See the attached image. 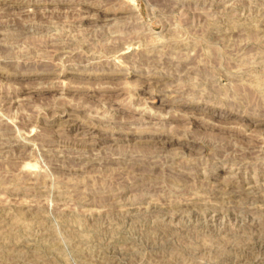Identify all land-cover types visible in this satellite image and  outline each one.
<instances>
[{
	"label": "rangeland",
	"instance_id": "374dc122",
	"mask_svg": "<svg viewBox=\"0 0 264 264\" xmlns=\"http://www.w3.org/2000/svg\"><path fill=\"white\" fill-rule=\"evenodd\" d=\"M0 264H264V0H0Z\"/></svg>",
	"mask_w": 264,
	"mask_h": 264
},
{
	"label": "bare ground",
	"instance_id": "6f19581e",
	"mask_svg": "<svg viewBox=\"0 0 264 264\" xmlns=\"http://www.w3.org/2000/svg\"><path fill=\"white\" fill-rule=\"evenodd\" d=\"M24 2V1H23ZM30 2V1H29ZM26 3V2H25ZM19 6V5H18ZM7 13V12H6ZM24 13V12H23ZM178 102V101H177ZM149 112V111H148ZM136 168V167H135ZM79 172V171H78ZM181 177V176H180ZM87 207H89V206H87ZM106 209V208H105ZM95 212V211H94Z\"/></svg>",
	"mask_w": 264,
	"mask_h": 264
}]
</instances>
